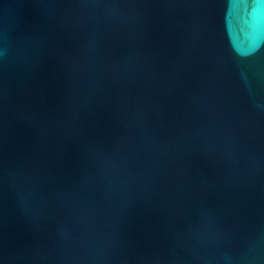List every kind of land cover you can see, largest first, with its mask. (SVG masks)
<instances>
[{"label": "water", "instance_id": "95a60500", "mask_svg": "<svg viewBox=\"0 0 264 264\" xmlns=\"http://www.w3.org/2000/svg\"><path fill=\"white\" fill-rule=\"evenodd\" d=\"M0 264H264V0H0Z\"/></svg>", "mask_w": 264, "mask_h": 264}]
</instances>
